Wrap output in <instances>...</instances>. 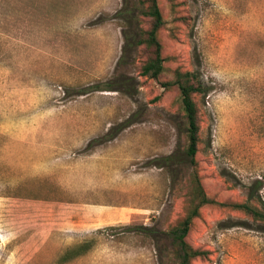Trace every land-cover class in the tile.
<instances>
[{
    "label": "rangeland",
    "instance_id": "obj_1",
    "mask_svg": "<svg viewBox=\"0 0 264 264\" xmlns=\"http://www.w3.org/2000/svg\"><path fill=\"white\" fill-rule=\"evenodd\" d=\"M158 5L156 80L139 74L138 0H0V264H176L194 174L217 203L192 221L186 240L211 251L193 264H264V226L229 205L264 202V0ZM176 68L206 88L194 168L161 83Z\"/></svg>",
    "mask_w": 264,
    "mask_h": 264
},
{
    "label": "trees",
    "instance_id": "obj_2",
    "mask_svg": "<svg viewBox=\"0 0 264 264\" xmlns=\"http://www.w3.org/2000/svg\"><path fill=\"white\" fill-rule=\"evenodd\" d=\"M138 2L141 7V15L149 18L147 26L140 30L137 40L143 57L139 65V74L158 80L165 70L162 43L158 37V32L164 26L165 20L159 8L158 0H138ZM161 83L165 88L174 85L179 90L186 135V143L183 148L184 157L181 160L194 168L197 163L195 156L200 142V110L197 96L205 94L206 88L196 72L183 71L178 68L173 70V77L170 80ZM173 157L174 155H169L167 159L173 160ZM188 197L189 206L185 214L178 218L168 230V235L172 241V256L176 260V264H193L195 260L206 261L211 254V251L206 248L190 244L186 237L193 219L201 215L200 208L204 205L215 204L217 201L204 192L197 174L193 175ZM258 201L261 206L253 204L250 198L243 202L233 201L229 205L233 209L246 213L264 226V202ZM91 241L85 240L78 243L69 250L67 253L69 255L64 259L75 258L84 254L91 247Z\"/></svg>",
    "mask_w": 264,
    "mask_h": 264
}]
</instances>
